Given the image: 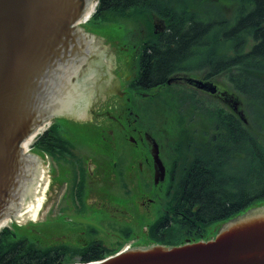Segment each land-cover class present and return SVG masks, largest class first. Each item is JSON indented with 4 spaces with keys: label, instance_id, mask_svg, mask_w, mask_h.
I'll use <instances>...</instances> for the list:
<instances>
[{
    "label": "flooded vegetation",
    "instance_id": "af4514ba",
    "mask_svg": "<svg viewBox=\"0 0 264 264\" xmlns=\"http://www.w3.org/2000/svg\"><path fill=\"white\" fill-rule=\"evenodd\" d=\"M171 13L163 10L147 26L118 17L98 24V30L92 19L78 25L80 40L66 44L52 60V228L50 233L28 224L30 232L2 229L0 247L11 261L87 264L162 244L173 235L181 239L177 243L206 237L184 232L190 225L183 207L192 204L182 193L194 177L210 176L208 189L216 183L217 172H207L206 166L214 162L217 109L247 124L245 96L230 88L229 81L249 77L248 59L242 55L262 41L258 31L264 14L211 6ZM120 21L124 36H110L109 25ZM156 42L179 50L180 64L164 84L152 86L142 79L147 67L141 58ZM257 76L264 77V71ZM190 77L215 84L217 92L189 84ZM171 78L175 81L169 84ZM174 83L179 90L167 87ZM72 88L78 97L74 109L59 110L58 99ZM156 152L163 169L155 161ZM44 156L36 143L26 154V175L11 213L35 172L42 170ZM226 222L211 224L208 234Z\"/></svg>",
    "mask_w": 264,
    "mask_h": 264
},
{
    "label": "water",
    "instance_id": "95a60500",
    "mask_svg": "<svg viewBox=\"0 0 264 264\" xmlns=\"http://www.w3.org/2000/svg\"><path fill=\"white\" fill-rule=\"evenodd\" d=\"M96 5L95 0H0V219L16 215L21 205L19 201L10 212L26 175L27 157L21 143L28 137L23 142L27 149L41 129L35 134L37 126L52 118V60L66 44L80 40L77 21L86 19ZM186 80L217 92L213 83L192 77ZM77 98L76 88L69 89L57 107L71 112ZM243 121L247 123L246 117ZM155 158L163 169L158 153ZM47 164L46 171L35 172L23 192L22 213L35 219L39 212L36 223L52 210L50 160ZM28 220L4 219L0 229ZM87 264H264V206L235 216L207 241L138 247Z\"/></svg>",
    "mask_w": 264,
    "mask_h": 264
},
{
    "label": "trees",
    "instance_id": "16d2710c",
    "mask_svg": "<svg viewBox=\"0 0 264 264\" xmlns=\"http://www.w3.org/2000/svg\"><path fill=\"white\" fill-rule=\"evenodd\" d=\"M228 1L233 3L232 5L240 2V8L246 7L247 10H256L257 13L264 14V0ZM208 5H199L195 0H100L92 24L97 26L106 21L112 23L115 18L121 17L136 21L137 25L147 26L151 25V17L161 16L163 10L173 11L171 16H175L180 8L193 9ZM260 32H263L262 41L242 55L248 59L249 77L245 80L229 81L232 83L230 88L245 96L248 122L244 124L240 120L237 121L234 114L217 109L218 119L213 134L214 162L211 167L206 166L207 172H210V169L211 172H217L216 183L208 189L210 176L194 177L182 193L184 200L192 204L191 207H183L189 217L187 224L190 225H185L184 232L195 237L206 236L203 238L205 240L215 237L221 228L218 224L216 229L208 234L211 224L228 221L252 208L264 206V77L257 76L264 71V26L260 27L258 33ZM152 44L154 45L151 50L146 48L141 58L142 67H147L142 73V79L150 80L152 86H156L164 84L174 69L179 68V50L162 47L160 42ZM232 51L241 53L245 50ZM166 99L169 100L171 97L168 96ZM162 103L165 101L162 100ZM36 145L43 154L52 157V127L38 139ZM189 151L191 155L195 153L191 144ZM222 176L223 179L219 180L218 178ZM200 179L205 182L200 184ZM178 238V235H173V238L161 240V243L173 242L169 245H178L181 244L175 241ZM198 240L200 239L195 241ZM2 252L0 247V264H18L17 261H11L7 253Z\"/></svg>",
    "mask_w": 264,
    "mask_h": 264
},
{
    "label": "rangeland",
    "instance_id": "374dc122",
    "mask_svg": "<svg viewBox=\"0 0 264 264\" xmlns=\"http://www.w3.org/2000/svg\"><path fill=\"white\" fill-rule=\"evenodd\" d=\"M211 3L208 5V6H211L212 8H217V10H227L229 8H237L239 9L240 6V2H237V4L235 5H232L233 3H231L230 1L228 0H225V1H218V0H214V1H210ZM225 3V4H224ZM231 3V4H230ZM224 4V5H222ZM121 19V18H119ZM94 25V23H93ZM123 25V22L120 21V24L118 23H114L113 25H109V35L112 36V37H115L118 35V33H121L120 35H123L124 36V33H122V29L123 27H121ZM95 26V25H94ZM97 26H95L94 28L96 30H98L96 28ZM224 83V81H222ZM225 84H227V82H225ZM167 84V87L168 88H175L176 90H179L180 87L175 85V83L173 85H169ZM175 85V86H174ZM166 89V88H164ZM181 92L183 95L186 93L185 91H179ZM186 98H190V96L188 94H185ZM153 116H157V110H153ZM52 123V122H51ZM48 159L50 160V162L52 163V160L50 157H48ZM52 215H53V211L51 210L50 212H48L44 218L43 221H41L40 223H36V222H29L30 220L28 221H25V222H22V223H18V222H10L9 226H11L13 228V232H20V233H23V232H30V230L28 228L32 227L35 229V231H38V232H41V233H50L51 231V228L52 226L50 227V223L52 222ZM25 224H28L29 226H25ZM23 225V226H22Z\"/></svg>",
    "mask_w": 264,
    "mask_h": 264
},
{
    "label": "bare ground",
    "instance_id": "6f19581e",
    "mask_svg": "<svg viewBox=\"0 0 264 264\" xmlns=\"http://www.w3.org/2000/svg\"><path fill=\"white\" fill-rule=\"evenodd\" d=\"M97 9H98V7H97V5H96L95 10H97ZM254 13L257 14V11L254 10ZM173 81H175V80H173ZM173 81H172L171 83H173ZM32 140H33V139H32ZM29 144H30V141L28 142V146H29Z\"/></svg>",
    "mask_w": 264,
    "mask_h": 264
}]
</instances>
